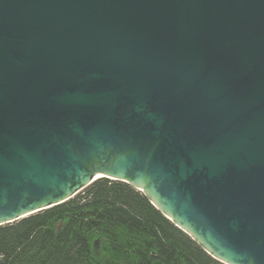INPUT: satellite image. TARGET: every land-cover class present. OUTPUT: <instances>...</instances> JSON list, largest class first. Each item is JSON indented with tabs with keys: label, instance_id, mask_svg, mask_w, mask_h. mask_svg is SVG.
Instances as JSON below:
<instances>
[{
	"label": "water",
	"instance_id": "water-1",
	"mask_svg": "<svg viewBox=\"0 0 264 264\" xmlns=\"http://www.w3.org/2000/svg\"><path fill=\"white\" fill-rule=\"evenodd\" d=\"M101 178L264 264V0H0V226Z\"/></svg>",
	"mask_w": 264,
	"mask_h": 264
},
{
	"label": "trees",
	"instance_id": "trees-1",
	"mask_svg": "<svg viewBox=\"0 0 264 264\" xmlns=\"http://www.w3.org/2000/svg\"><path fill=\"white\" fill-rule=\"evenodd\" d=\"M0 264H221L131 185L98 179L73 199L0 226Z\"/></svg>",
	"mask_w": 264,
	"mask_h": 264
}]
</instances>
